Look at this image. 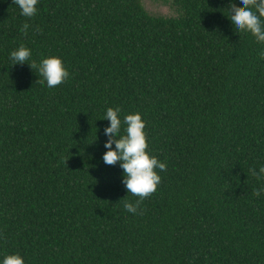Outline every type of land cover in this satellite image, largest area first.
Listing matches in <instances>:
<instances>
[{"label":"trees","instance_id":"16d2710c","mask_svg":"<svg viewBox=\"0 0 264 264\" xmlns=\"http://www.w3.org/2000/svg\"><path fill=\"white\" fill-rule=\"evenodd\" d=\"M163 1L175 15L142 0H38L27 18L0 0V256L264 264V195L249 172L264 165V44L234 32L229 0ZM20 44L29 63L60 57L68 78L49 88L11 65ZM117 106L121 121L141 114L166 164L136 215L122 169L101 159Z\"/></svg>","mask_w":264,"mask_h":264},{"label":"clouds","instance_id":"9594fccd","mask_svg":"<svg viewBox=\"0 0 264 264\" xmlns=\"http://www.w3.org/2000/svg\"><path fill=\"white\" fill-rule=\"evenodd\" d=\"M38 0H12L19 10L20 15L31 18L37 13ZM229 0V22L234 32H245L254 37L257 43L264 44V0ZM28 23L21 27L22 32H27ZM264 58V52L261 53ZM31 50L24 44L9 52L8 59L11 65L27 64L35 69L41 77V83H46L49 88L55 87L65 81L69 72L63 65L60 57L49 55L43 57L37 64L35 61L29 63ZM121 109L108 107L104 112V118L109 123L103 128L106 137L101 159L106 165L118 163L122 169V180L127 194H132L138 199L135 202H124L127 212L134 215L139 214L140 202L153 193L160 182V176L156 169L164 171L166 164L150 153L146 142L144 131L145 122L139 112H132L123 116L121 121ZM122 123L124 125L121 128ZM96 136V135H95ZM97 139V137H96ZM95 139V140H96ZM250 174L260 183L258 189L253 190V195H264V165L257 169H249ZM0 264H25L24 257L19 253H8L0 256Z\"/></svg>","mask_w":264,"mask_h":264},{"label":"rangeland","instance_id":"374dc122","mask_svg":"<svg viewBox=\"0 0 264 264\" xmlns=\"http://www.w3.org/2000/svg\"><path fill=\"white\" fill-rule=\"evenodd\" d=\"M145 8L151 14L175 15L174 7L163 0H142Z\"/></svg>","mask_w":264,"mask_h":264}]
</instances>
